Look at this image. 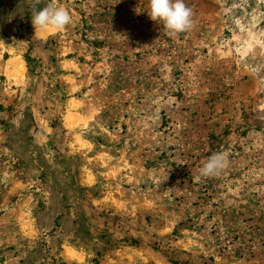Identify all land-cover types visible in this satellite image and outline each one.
<instances>
[{
  "label": "rangeland",
  "instance_id": "1",
  "mask_svg": "<svg viewBox=\"0 0 264 264\" xmlns=\"http://www.w3.org/2000/svg\"><path fill=\"white\" fill-rule=\"evenodd\" d=\"M184 2L0 0V264H264V0Z\"/></svg>",
  "mask_w": 264,
  "mask_h": 264
},
{
  "label": "clouds",
  "instance_id": "2",
  "mask_svg": "<svg viewBox=\"0 0 264 264\" xmlns=\"http://www.w3.org/2000/svg\"><path fill=\"white\" fill-rule=\"evenodd\" d=\"M41 0H33V6ZM150 19L157 24L162 23L169 36H176L189 31L193 27V12L184 0H149ZM73 22L70 12L55 3H49L42 9L36 10L31 16L35 29L43 31H60ZM227 165L224 153L211 156L198 170L197 179L219 176Z\"/></svg>",
  "mask_w": 264,
  "mask_h": 264
},
{
  "label": "bare ground",
  "instance_id": "3",
  "mask_svg": "<svg viewBox=\"0 0 264 264\" xmlns=\"http://www.w3.org/2000/svg\"><path fill=\"white\" fill-rule=\"evenodd\" d=\"M20 62V61H19ZM14 69H19V63H17V65L16 64H13V66H12Z\"/></svg>",
  "mask_w": 264,
  "mask_h": 264
}]
</instances>
